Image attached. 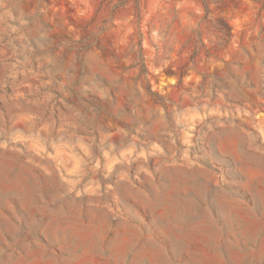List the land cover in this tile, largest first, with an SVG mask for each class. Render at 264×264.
I'll return each mask as SVG.
<instances>
[{
    "label": "rangeland",
    "instance_id": "374dc122",
    "mask_svg": "<svg viewBox=\"0 0 264 264\" xmlns=\"http://www.w3.org/2000/svg\"><path fill=\"white\" fill-rule=\"evenodd\" d=\"M0 264H264V0H0Z\"/></svg>",
    "mask_w": 264,
    "mask_h": 264
}]
</instances>
